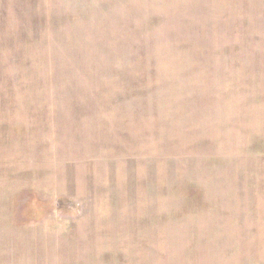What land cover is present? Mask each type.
I'll return each mask as SVG.
<instances>
[{
  "label": "rangeland",
  "instance_id": "374dc122",
  "mask_svg": "<svg viewBox=\"0 0 264 264\" xmlns=\"http://www.w3.org/2000/svg\"><path fill=\"white\" fill-rule=\"evenodd\" d=\"M0 264H264V0H0Z\"/></svg>",
  "mask_w": 264,
  "mask_h": 264
}]
</instances>
